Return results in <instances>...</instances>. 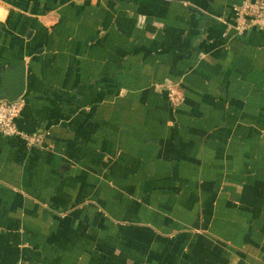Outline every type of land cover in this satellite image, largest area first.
<instances>
[{"label": "crops", "instance_id": "1", "mask_svg": "<svg viewBox=\"0 0 264 264\" xmlns=\"http://www.w3.org/2000/svg\"><path fill=\"white\" fill-rule=\"evenodd\" d=\"M243 0H0V264H264V25ZM1 101V100H0Z\"/></svg>", "mask_w": 264, "mask_h": 264}, {"label": "built area", "instance_id": "2", "mask_svg": "<svg viewBox=\"0 0 264 264\" xmlns=\"http://www.w3.org/2000/svg\"><path fill=\"white\" fill-rule=\"evenodd\" d=\"M235 20L233 28L238 34H244L250 29L260 28L264 25V0H243L234 6ZM24 108V101H0V131L8 136H21L29 147L45 148L50 133L46 130H37L32 133L23 132L17 125V118Z\"/></svg>", "mask_w": 264, "mask_h": 264}, {"label": "water", "instance_id": "3", "mask_svg": "<svg viewBox=\"0 0 264 264\" xmlns=\"http://www.w3.org/2000/svg\"><path fill=\"white\" fill-rule=\"evenodd\" d=\"M2 86L0 88V100H17L26 91L27 76L26 66L17 65L2 73Z\"/></svg>", "mask_w": 264, "mask_h": 264}]
</instances>
